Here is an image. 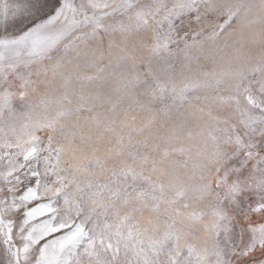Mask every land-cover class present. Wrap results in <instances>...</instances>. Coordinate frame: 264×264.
Returning <instances> with one entry per match:
<instances>
[{
  "label": "snow or ice",
  "instance_id": "obj_1",
  "mask_svg": "<svg viewBox=\"0 0 264 264\" xmlns=\"http://www.w3.org/2000/svg\"><path fill=\"white\" fill-rule=\"evenodd\" d=\"M0 264H264V0H0Z\"/></svg>",
  "mask_w": 264,
  "mask_h": 264
}]
</instances>
